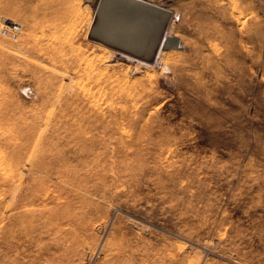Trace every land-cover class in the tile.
<instances>
[{"label": "rangeland", "instance_id": "1", "mask_svg": "<svg viewBox=\"0 0 264 264\" xmlns=\"http://www.w3.org/2000/svg\"><path fill=\"white\" fill-rule=\"evenodd\" d=\"M143 1L166 61L89 39L101 0H0V264H264V0Z\"/></svg>", "mask_w": 264, "mask_h": 264}, {"label": "water", "instance_id": "2", "mask_svg": "<svg viewBox=\"0 0 264 264\" xmlns=\"http://www.w3.org/2000/svg\"><path fill=\"white\" fill-rule=\"evenodd\" d=\"M172 13L143 0H101L89 39L154 62L160 51L180 47L175 36H166Z\"/></svg>", "mask_w": 264, "mask_h": 264}, {"label": "bare ground", "instance_id": "3", "mask_svg": "<svg viewBox=\"0 0 264 264\" xmlns=\"http://www.w3.org/2000/svg\"><path fill=\"white\" fill-rule=\"evenodd\" d=\"M231 2L233 3V4H235L236 3V0H231ZM216 6V5H215ZM234 7V6H233ZM216 8H217V6H216ZM216 8H215V10H216ZM231 9H232V7H231ZM219 10V9H218ZM233 10V9H232ZM213 12V11H212ZM34 16V15H33ZM248 16V15H247ZM247 16H245V14L242 12V11H239L237 14H236V18H237V21L243 26V27H246L247 25H248V22H249V18L247 17ZM5 19H8L9 20V18H7V17H4ZM11 20V19H10ZM1 26V25H0ZM241 26V27H242ZM241 27H239V28H241ZM173 31V27L172 26H170L169 27V29H168V31H167V33H166V36H170L171 35V32ZM20 32H21V28L19 29V31H18V33H17V36L20 34ZM173 33V32H172ZM4 34H5V32H4ZM7 35H11L12 37H17V36H15V33L11 30L9 33H6ZM2 42V41H1ZM215 50V49H214ZM216 51V50H215ZM131 58V57H130ZM159 60H164V61H166V60H168L169 59V56H168V54L165 52V51H160L159 52V54H158V57H157ZM211 58V57H210ZM159 60H157L156 61V63L157 62H159ZM142 63H145V62H142ZM146 65H148L147 63H145ZM3 71V70H2ZM3 73H4V71H3ZM6 73V72H5ZM7 74H9L8 72H7ZM6 160L3 158V157H0V165H3V163L5 162Z\"/></svg>", "mask_w": 264, "mask_h": 264}, {"label": "built area", "instance_id": "4", "mask_svg": "<svg viewBox=\"0 0 264 264\" xmlns=\"http://www.w3.org/2000/svg\"><path fill=\"white\" fill-rule=\"evenodd\" d=\"M1 23H2L1 25L3 26V31L5 33H9L12 30L15 33V36H17V33L21 28V26L18 23L5 18L2 19Z\"/></svg>", "mask_w": 264, "mask_h": 264}]
</instances>
